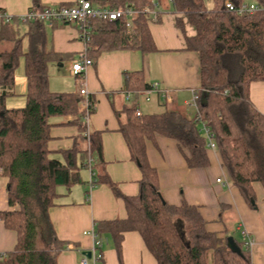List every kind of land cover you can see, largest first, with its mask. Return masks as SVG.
<instances>
[{
    "label": "trees",
    "instance_id": "obj_1",
    "mask_svg": "<svg viewBox=\"0 0 264 264\" xmlns=\"http://www.w3.org/2000/svg\"><path fill=\"white\" fill-rule=\"evenodd\" d=\"M31 1L36 11L46 8L40 6V0ZM227 1L237 7L246 0H167L173 12L182 15L194 30L193 36H185L184 23L177 18L176 27L184 36L186 51L196 53L199 61L195 114L189 117L180 110H166L136 117V103L124 109L122 120L121 113H116L119 131L141 173L139 193L134 197L122 195L105 176L91 181V188L104 184L124 203L125 219L95 222L93 229L96 238H110L118 255L123 234L137 232L156 264H252L243 240H234L240 254L230 251L227 238H218L206 230L195 206L185 201L178 207L164 202L157 172L149 165L145 148L146 140L159 135L176 142L189 168H206V151L212 149L206 146L205 127L231 184L244 199L248 203L254 200L253 183L264 188V116L249 97L250 85L264 82V0H251L258 10L244 15L228 11L224 6ZM91 2L136 12L131 19L89 21L84 51L92 65L104 52L156 51L148 26L151 11L159 17L161 0ZM20 25L27 26L26 51ZM44 25L36 21L21 24L17 18L0 22V176L6 180L8 206L6 212L0 213V220L16 234L14 249L0 255V264H56L63 244L57 240L48 217V210L56 205V189H70L81 183L77 158L91 170L94 163H102L101 133L88 132L77 94L49 90L48 64L62 57L47 46ZM58 25L53 23L51 29ZM65 25L75 24L60 26ZM20 58L26 79L25 105L7 109L5 100L14 94V72ZM150 87L140 71L124 74L125 91L136 93ZM71 115L77 116L70 124L83 132L87 149L83 153L75 149L66 152L65 162L61 163L49 157L48 120Z\"/></svg>",
    "mask_w": 264,
    "mask_h": 264
},
{
    "label": "crops",
    "instance_id": "obj_2",
    "mask_svg": "<svg viewBox=\"0 0 264 264\" xmlns=\"http://www.w3.org/2000/svg\"><path fill=\"white\" fill-rule=\"evenodd\" d=\"M245 2L253 3L251 0ZM40 3L41 7L72 5L74 0H40ZM31 8V0H0V10L12 18L25 14ZM157 11L160 14L158 23L148 26L156 51L146 54L137 50L104 52L83 74L85 87L96 103L87 130L101 133L102 163H94L92 171L87 164L81 165L80 157L77 158L81 183L70 189H56V205L48 210L55 236L63 244L57 253L56 264H79L83 252L92 249L94 238L91 232L95 222L125 219L127 216L123 201L116 198L110 188L96 184L90 189V181L105 176L122 195L134 197L139 193L141 173L119 131L120 118L116 113H121L122 120L124 109L135 103L141 115L160 114L169 107V110L182 107L189 117L196 112L192 99L200 87L198 56L186 51L184 36L176 27L177 18L184 23L185 36H193L194 30L182 15L173 12L167 2L161 3ZM58 24L52 29L48 24L44 25L47 46L62 57L61 61L48 64V87L51 92L77 94L79 83L71 75L70 67L71 62L85 50V43L80 39L76 24ZM21 26H24L25 33L27 26L20 25L19 28ZM21 38L26 51L28 40L24 34ZM136 71L141 72L144 82L156 84L158 91L149 95L141 93L143 91H125L124 74ZM24 82L25 78L18 91L23 100L11 102L10 106L16 107L7 109L25 105ZM159 91L166 92L169 99L163 100ZM127 93L130 94L129 99H126ZM249 97L254 108L264 116V82L252 83ZM76 119L77 116L71 115L48 120L50 140L47 149L51 159L64 163L66 152L75 149L83 153L87 149L83 132L77 125L70 124ZM145 148L148 163L157 172L158 189L164 202L178 207L185 201L195 206L206 230L218 238L231 237L242 241L241 232L245 230L254 241L249 249L251 263L264 264V188L261 184L251 185L254 200L248 203L231 184L217 150L206 151L209 162L206 168H189L176 142L171 139L154 135L146 140ZM81 168L88 173L84 174ZM7 210L6 180L0 176V213ZM102 240L101 258L96 262L89 260L90 264H156L137 232L123 234L119 255L110 238L103 237ZM15 245L16 234L6 229L0 220V255L11 252Z\"/></svg>",
    "mask_w": 264,
    "mask_h": 264
},
{
    "label": "built area",
    "instance_id": "obj_3",
    "mask_svg": "<svg viewBox=\"0 0 264 264\" xmlns=\"http://www.w3.org/2000/svg\"><path fill=\"white\" fill-rule=\"evenodd\" d=\"M171 0H169L170 2ZM225 8L234 12L238 15L252 14L258 10L257 6L254 3H242L240 6H234L231 2H225ZM136 12L132 9H111L108 7H101L94 5L91 0H74V3L71 6L59 5V6H48L40 11H36L34 8L29 9L25 14L17 17L18 21L21 24H26L27 22H42L51 26L53 23H69L76 24L80 31V39L85 42L88 37V24L90 20H100V21H114L120 18L131 19L135 16ZM149 23L155 24L158 22V13L156 11H151L149 16ZM12 20V17L0 10V22L8 23ZM126 26H130V22L127 21ZM92 66V62L85 55L83 51L78 58L71 62L70 73L78 81L79 88L77 91V96L80 99L79 110L82 114L83 121L87 124L90 116L96 109V103L91 100V96L87 91L83 74L85 70ZM158 87L156 84H152L149 90H145L141 93L149 95L152 92H157ZM159 95L163 100H168V94L166 92H160ZM130 94H126V99H129ZM198 95L193 93V103L197 100ZM148 100V99H147ZM136 117H140L141 114L136 111ZM204 135L206 136L207 143L206 146L209 149L214 150L215 146L211 138L209 137V132L207 128H202ZM89 166V165H88ZM217 182H219L217 180ZM91 189V181H90ZM92 237L94 238V243L92 249L90 250V258L83 256L80 259L79 264H90L89 260L96 262L100 260L101 246L103 243L102 239L95 237L94 233L91 232ZM242 240L244 242V247L250 249L254 244L252 238H250L245 230L241 232Z\"/></svg>",
    "mask_w": 264,
    "mask_h": 264
},
{
    "label": "rangeland",
    "instance_id": "obj_4",
    "mask_svg": "<svg viewBox=\"0 0 264 264\" xmlns=\"http://www.w3.org/2000/svg\"><path fill=\"white\" fill-rule=\"evenodd\" d=\"M167 2V0H161V3L163 4V3H166ZM168 3V2H167ZM169 4V6L171 7V4L170 3H168ZM210 7V6H209ZM24 26H21L20 28H19V34H20V36H22L23 34H24ZM14 77H15V86H14V94H16V95H14V96H9V97H7L6 98V100H5V107L6 108H11V107H16V106H10V103L11 102H15V103H17L18 101H22L23 99H22V97H20L19 95V92L18 91H20L19 89H20V86H22V85H20L19 86V84L22 82V79H24L25 78V76H24V62H23V58H20L19 59V62H18V65H17V67H16V69H15V72H14ZM49 78V77H48ZM20 79H21V81H20ZM76 80V79H75ZM77 81V80H76ZM77 83V82H76ZM22 84V83H21ZM24 85L26 86V83L24 82ZM153 98V97H152ZM6 101H7V103H6ZM7 104V105H6ZM167 104H169V103H167ZM13 105H16V104H13ZM170 109V107L168 108V110ZM187 109H189V108H187ZM183 108L181 107V109H180V111L181 112H183ZM89 168H90V166H88ZM81 170H83V173L84 174H87L88 173V170H86V169H84V168H81Z\"/></svg>",
    "mask_w": 264,
    "mask_h": 264
},
{
    "label": "water",
    "instance_id": "obj_5",
    "mask_svg": "<svg viewBox=\"0 0 264 264\" xmlns=\"http://www.w3.org/2000/svg\"><path fill=\"white\" fill-rule=\"evenodd\" d=\"M227 247L230 251L240 254V249L237 247L236 243L234 242V240L231 237L227 238ZM83 256H85L86 258H90V252H83Z\"/></svg>",
    "mask_w": 264,
    "mask_h": 264
}]
</instances>
